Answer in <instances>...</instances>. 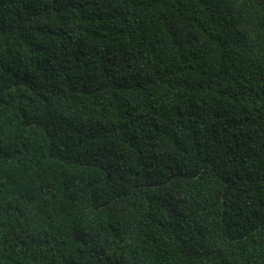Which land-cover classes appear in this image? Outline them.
Instances as JSON below:
<instances>
[{
  "label": "trees",
  "instance_id": "1",
  "mask_svg": "<svg viewBox=\"0 0 264 264\" xmlns=\"http://www.w3.org/2000/svg\"><path fill=\"white\" fill-rule=\"evenodd\" d=\"M0 264H264V0H0Z\"/></svg>",
  "mask_w": 264,
  "mask_h": 264
}]
</instances>
